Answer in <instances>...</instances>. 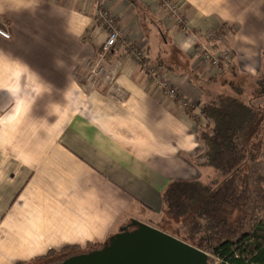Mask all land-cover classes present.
<instances>
[{
  "label": "crops",
  "instance_id": "1",
  "mask_svg": "<svg viewBox=\"0 0 264 264\" xmlns=\"http://www.w3.org/2000/svg\"><path fill=\"white\" fill-rule=\"evenodd\" d=\"M175 1L183 25L156 0H108L123 38L104 52L99 0H0L11 31L0 34V264L104 242L132 219L164 230L155 215L168 184L210 169L198 161V106L220 93L199 48L229 47L230 64L255 78L264 0ZM153 65L190 108L153 82Z\"/></svg>",
  "mask_w": 264,
  "mask_h": 264
},
{
  "label": "trees",
  "instance_id": "2",
  "mask_svg": "<svg viewBox=\"0 0 264 264\" xmlns=\"http://www.w3.org/2000/svg\"><path fill=\"white\" fill-rule=\"evenodd\" d=\"M260 74L254 79L263 96L264 72ZM198 107L197 119L202 121L200 139L204 144L199 158H206L222 180L217 184L171 181L163 193L165 212L188 220L189 230L183 240L207 251L210 264H264V218L258 216L264 210V175L247 168L249 160L257 161L251 150L252 141L259 134L262 113L240 95L229 92L213 96ZM108 240L85 247H65L49 254L66 258L101 248Z\"/></svg>",
  "mask_w": 264,
  "mask_h": 264
},
{
  "label": "water",
  "instance_id": "3",
  "mask_svg": "<svg viewBox=\"0 0 264 264\" xmlns=\"http://www.w3.org/2000/svg\"><path fill=\"white\" fill-rule=\"evenodd\" d=\"M211 255L162 229L132 219L101 248L56 264H210Z\"/></svg>",
  "mask_w": 264,
  "mask_h": 264
},
{
  "label": "built area",
  "instance_id": "4",
  "mask_svg": "<svg viewBox=\"0 0 264 264\" xmlns=\"http://www.w3.org/2000/svg\"><path fill=\"white\" fill-rule=\"evenodd\" d=\"M108 0H99V6L97 7L95 14L101 25L105 27L108 32V36L103 45V51L107 52L110 49L114 48L119 40L123 38V32L120 26L119 18L108 8L104 7V4ZM159 5L167 9L175 22L178 25H183L185 23V18L183 14L182 5L175 0H156ZM223 31L220 34L214 33L212 37H217L218 39L229 37V32ZM0 34L10 38L11 31L7 23L0 24ZM227 35V36H226ZM217 43L204 44L199 48V54L201 62L203 65H208L209 69L219 72L223 71L224 66L230 64L232 59V51L229 47L219 48L216 45ZM131 51L139 58H142V52H140L136 47L131 45ZM149 76L152 78L153 82L159 86L163 93L170 99L178 100L180 105L188 108L191 106L189 100L186 97H183L178 89L173 85L168 71L164 67H158L156 65L149 66ZM102 72V67L100 62L93 65L92 73L89 75V79L96 81L97 76Z\"/></svg>",
  "mask_w": 264,
  "mask_h": 264
},
{
  "label": "rangeland",
  "instance_id": "5",
  "mask_svg": "<svg viewBox=\"0 0 264 264\" xmlns=\"http://www.w3.org/2000/svg\"><path fill=\"white\" fill-rule=\"evenodd\" d=\"M208 69V65H204ZM232 67V68H231ZM223 71H213V73H216L217 76L213 74V78L216 80V83L219 82L216 86V89L219 93H226L229 92L230 94L241 96V98L247 102L252 104L255 108L259 109L262 113L261 115V122L259 125V134L256 138L252 141L253 150H251V153L254 152L255 157L257 158V161L255 160H249L247 164V168L250 170H254L256 174L264 175V95H260L257 91L256 83L254 77L247 75V73L240 72L239 70H236L235 66H232L231 64H228L224 66ZM209 70V71H210ZM264 72V71H263ZM263 72H261L260 76L263 75ZM259 75V74H258ZM259 76V77H260ZM216 77H219L218 81ZM221 82V83H220ZM213 85V82H207L206 84ZM212 87V88H214ZM234 87V88H233ZM234 89H238L241 93H236ZM239 94V95H238ZM197 99H194L195 103ZM204 163H203V160ZM199 163H201V166H205L206 168L212 169V173L210 172V169H207L206 174L203 176L200 181L205 184H217L219 180H222V177L220 174H218L215 169L208 165L206 163V158H199ZM257 171V172H256ZM264 185V183H263ZM165 215V216H164ZM163 221L161 223V227L168 233L175 234L177 237L184 239L187 236L188 233V220L184 217L180 218H174L170 214H160L155 215L156 220L162 219ZM258 216L261 218H264V210L258 212ZM66 257V256H65ZM62 254H49L45 257L35 259L30 262H26L25 264H56L57 262L61 261L63 259Z\"/></svg>",
  "mask_w": 264,
  "mask_h": 264
}]
</instances>
